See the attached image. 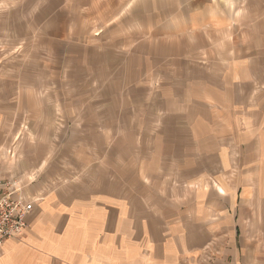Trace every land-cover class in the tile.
<instances>
[{"label":"crops","instance_id":"0c3cea01","mask_svg":"<svg viewBox=\"0 0 264 264\" xmlns=\"http://www.w3.org/2000/svg\"><path fill=\"white\" fill-rule=\"evenodd\" d=\"M72 1L105 25L73 47L106 103L45 106L40 146L15 159L0 103V177L35 202L0 264H264V0ZM66 156L87 196L28 182Z\"/></svg>","mask_w":264,"mask_h":264},{"label":"rangeland","instance_id":"374dc122","mask_svg":"<svg viewBox=\"0 0 264 264\" xmlns=\"http://www.w3.org/2000/svg\"><path fill=\"white\" fill-rule=\"evenodd\" d=\"M76 3L0 0V103L3 108L15 109L11 122L16 131L7 148L12 158L19 156L20 150L30 143L40 146L42 125L33 116L45 115V106L106 103L105 82L89 78V70L83 71L80 65V49L73 47L100 38L103 32L100 28L105 29V25L93 22L90 17L83 18L80 1L77 10L72 9ZM59 40H65L67 46H58ZM73 73L79 76L87 73V78L73 80L70 78ZM53 115L56 133L63 130L65 138H73L69 119L61 114ZM66 158L62 162H39L28 172V182L42 172L48 173L52 176L46 181L52 189L87 196L93 184L91 178L70 156Z\"/></svg>","mask_w":264,"mask_h":264},{"label":"built area","instance_id":"2783aa9c","mask_svg":"<svg viewBox=\"0 0 264 264\" xmlns=\"http://www.w3.org/2000/svg\"><path fill=\"white\" fill-rule=\"evenodd\" d=\"M34 203L16 179L0 177V249L9 239L24 234Z\"/></svg>","mask_w":264,"mask_h":264}]
</instances>
